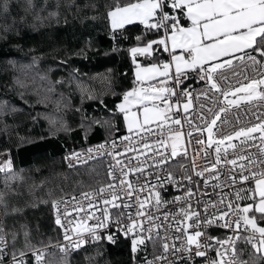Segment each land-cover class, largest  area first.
<instances>
[{
  "label": "snow or ice",
  "instance_id": "6c2138e0",
  "mask_svg": "<svg viewBox=\"0 0 264 264\" xmlns=\"http://www.w3.org/2000/svg\"><path fill=\"white\" fill-rule=\"evenodd\" d=\"M9 2L0 0V12H8ZM86 7L95 9L96 5ZM104 8L113 41L129 39L125 34L128 26H143L141 33L132 37L134 45L127 49L135 65V86L125 91L110 111L121 115L126 123L129 135L119 138L121 143L127 142L124 151L138 152L135 159L144 156L152 163L147 164L146 159L129 167L116 158L123 153L115 151L117 141L111 140L114 151L105 153L115 159V164L109 165L110 182L81 190L79 197L65 194L62 188L59 196L55 190L50 191V199L40 203L50 205L54 225L60 229L59 251L67 257L88 245L116 244L118 239H124L130 244L132 264H140L138 255L142 264H197L198 258L199 264H262L264 168L260 165H264V113H253L259 123L233 126V131L220 133L224 124L231 125L228 112L232 108L241 103L264 102V0H106ZM8 31L3 28L4 33ZM165 53L167 60L162 61ZM140 58L148 63H142ZM249 68L256 71L255 77L247 74ZM192 76L204 83L196 98L207 101L198 106L199 124L187 115L193 107L192 91L181 87ZM103 83L105 88L111 87L110 81ZM89 98L99 99L90 94ZM100 103L103 104L102 99ZM6 106V102H0V115L7 114ZM181 115L188 125L187 133ZM233 118L239 122V115ZM145 134L155 135L156 140L150 143ZM133 137L137 139L134 141ZM186 139L193 145L191 156ZM104 148L101 144L84 152L69 153L64 158L67 167L75 169L88 164L89 159L96 158L93 152ZM252 148L259 149V158L251 152ZM230 150L232 159H228ZM0 156L4 157L0 160V173L4 174L5 188L18 194L12 184L23 182L24 177L14 172L8 153L0 152ZM177 156L191 160L194 175L203 178L205 188L223 189L222 184L209 185L210 180H218L217 166L222 160L234 171L238 169V176L228 178L232 190L218 197L223 207L218 208L217 201L211 199H195L197 192L193 187L199 189V184L193 185L191 174L183 177L186 184H182L164 168ZM197 156L208 161L199 170L195 169ZM131 159L128 158L129 163ZM146 166L157 172H146ZM161 170L167 171L166 177L159 175ZM206 172L211 175L205 177ZM140 175L145 178L144 184L139 183ZM130 176H135V183ZM238 183L242 185L239 188ZM170 185L183 188V195L168 199L165 194ZM8 192L0 191L4 215H9L5 199ZM169 206L174 210H168ZM20 211L12 209L13 213ZM21 229L24 244L17 248L20 233H6L0 223V264L9 243L13 264H47L45 257L51 255L47 252L51 240L47 244L41 241L42 247H37L31 243L27 225H21ZM211 229H223L226 234L216 236ZM169 231L175 234L169 237ZM169 256L173 259L169 260Z\"/></svg>",
  "mask_w": 264,
  "mask_h": 264
},
{
  "label": "trees",
  "instance_id": "16d2710c",
  "mask_svg": "<svg viewBox=\"0 0 264 264\" xmlns=\"http://www.w3.org/2000/svg\"><path fill=\"white\" fill-rule=\"evenodd\" d=\"M105 3L10 0L8 12H0V102L7 105V114L0 115V150L12 152L14 172L24 177L23 182L12 184L18 193L14 194L5 188L4 174L0 175V191L8 192L5 218L8 232L20 233L17 248L24 244L21 225H27L31 243L37 247H42L41 241L60 239L50 205L40 203L50 199V191L59 196L62 188L69 196L77 195L109 181L104 161L69 169L65 156L127 133L122 116L110 110L135 86V65L127 49L143 26H128L129 39L113 41ZM91 4L96 8L86 7ZM105 81L111 82L110 88L104 87ZM89 94L99 99H90ZM13 208L21 211L13 213ZM48 253L47 264L132 262L130 244L124 239L116 244L102 242L67 257L56 250Z\"/></svg>",
  "mask_w": 264,
  "mask_h": 264
},
{
  "label": "built area",
  "instance_id": "2783aa9c",
  "mask_svg": "<svg viewBox=\"0 0 264 264\" xmlns=\"http://www.w3.org/2000/svg\"><path fill=\"white\" fill-rule=\"evenodd\" d=\"M259 66H257L258 68ZM238 71H240L241 69L238 68ZM250 77H255L256 76V71H254L253 69L249 68L248 69V73H247ZM242 78V77H241ZM246 82V81H245ZM236 86H239L238 84ZM181 87H187L189 91H192L193 94V107L191 109H189V113L187 114L195 123L199 124L200 121L198 119L197 114L201 111V109L198 107L200 104L202 103H207V101L201 97V98H196L198 93L204 88V83L202 81H198L197 79L194 78V76L186 79L184 81V84L181 85ZM209 95L211 96L212 93H209ZM176 98L173 97V100H175ZM260 105V106H257ZM211 106V105H210ZM216 107H219V105H217ZM253 113L256 114H261L264 113V102H258V101H254L252 103H241V105L238 108H232L229 112H228V119L231 121V125L229 124H224L222 126V130H221V135L227 134L231 131H233V126L235 127H241V126H247L250 123L251 124H255V123H259L260 121L256 119L255 115H253ZM234 115H239L240 119L239 122H237L233 117ZM261 119H264V115H261ZM181 120L182 123L184 124V132L187 133L188 129V125L187 123H184V116L181 115ZM218 126L220 124V122H217ZM153 127H155L153 125ZM129 135V133L127 132L124 135L121 136H115L109 139H105L99 143H96L94 145L88 146L84 149H81L79 151L76 152H84L86 149L88 148H96L101 144L105 145V148L103 150H101L100 152H93V156H95V159H89V162L92 161H96V160H102L105 162L107 170L109 172V165L110 164H115V159L112 156L106 155V152H113L114 150L111 148L110 146V141L111 140H116L117 144H118V148L115 149V151L117 152H121L123 153V155L116 157L118 159H121L125 162V164H128L129 167L135 166L138 163H141L143 161H145L147 159V164H151L152 160L148 159L144 156H141L139 160L135 159L134 157H136L138 155V152H125V148L127 147V142L121 143L119 138ZM193 135H197V133H193ZM206 136V133H205ZM134 141L137 139L136 137H133ZM145 139H147L150 143L154 142L156 140V136L155 135H147L145 134ZM236 142V141H235ZM256 143L259 144V141H257ZM185 144L186 147L188 148L189 151V156L192 155V151H193V145L187 143V139L185 140ZM261 147H264V145H261ZM137 148H139V144H137ZM0 152H4V153H8L9 154V158L12 160L13 162V169H15V162H14V158H13V154L10 150H0ZM251 152L253 154L256 155L257 158H259V149L258 148H252ZM240 153H236L235 155H239ZM152 153H148V157H151ZM129 157H133V159H131V163H129L128 158ZM233 158V154L231 153V150L229 152V156L228 159H232ZM4 159V157L0 156V160ZM158 159V157H157ZM238 163H241V161H238ZM183 165V167H181L180 165ZM208 164V161H206L204 158H202L201 156H197L196 160H195V169L199 170L200 168L206 166ZM67 165V162H66ZM83 166V165H82ZM80 167V166H78ZM193 163L191 162L190 159H186L184 156H177L175 159L171 160L169 164L164 165L165 169H168L170 171L173 172V175L181 181L182 184H186V181L183 180V177H185L186 175L191 174L192 175V180H193V185L195 184H199V189H197L196 187H193V191L197 192V196L195 199L201 200V201H208L209 199L213 200V201H217V207H223V205H221L218 201V197L223 193H228L230 192L232 189L228 187L229 184V176H238L239 172L238 169L237 170H233V166L228 165L226 163H224V161H221V164L217 166V172L219 173V178L218 180H210L209 181V185H214V184H222L224 185L223 189L221 190V188H215L213 189L211 186L205 188L204 187V181L203 178L200 177H196L194 175L193 172ZM260 167L264 168V165H260ZM117 171H119V168L117 167ZM146 172L148 173H153L155 174L157 172V169L152 168V167H147L146 166ZM247 174V173H245ZM0 175H3V173H0ZM139 175V174H136ZM159 175L161 177H166L167 176V171H159ZM210 173H205V177L210 176ZM151 179V177H149ZM130 180L133 181V183H135V176H130L129 177ZM110 182V177H109V181ZM107 182V183H108ZM106 183V184H107ZM139 183L140 184H144L145 183V178L143 175L139 176ZM242 185H240L239 183L236 185L237 188L241 187ZM168 187V191L165 194L166 197L168 199H171L173 196H177V195H183V188L181 189H177V187L175 185H170L167 186ZM94 188V187H93ZM77 197H79V194L76 195ZM193 203L195 204V200L193 201ZM69 207H71V205H69ZM176 207H179V205H177ZM168 210H174L172 208V206H169ZM211 210V209H210ZM73 215H75V213H73ZM0 223H3V226L5 228V232L8 233V229H7V223H6V218L4 215V210L3 207H0ZM211 233L213 235L216 236H224L226 234V230L223 229H211L210 230ZM175 233L169 231L168 232V236L171 237L172 235H174ZM10 240V237H9ZM52 246H49L47 248V252L50 250H56L59 251V246L57 244V241L54 243H51ZM93 245H88L85 246V248L91 247ZM84 248V249H85ZM83 250V249H81ZM80 250V251H81ZM7 252V255H5L4 257V261L3 264H13L12 261V246L11 243H9V247L5 250ZM151 251V249H150ZM60 252V251H59ZM79 252V251H78ZM61 253V252H60ZM77 252H72L69 255L75 254ZM63 254V253H61ZM210 255H212V253H209ZM25 259H28L27 257ZM173 257L169 256V260H172ZM138 261H140V264H142V260L141 258L137 259ZM128 264H132V262L128 263ZM197 264H199V258L197 260Z\"/></svg>",
  "mask_w": 264,
  "mask_h": 264
},
{
  "label": "crops",
  "instance_id": "0c3cea01",
  "mask_svg": "<svg viewBox=\"0 0 264 264\" xmlns=\"http://www.w3.org/2000/svg\"><path fill=\"white\" fill-rule=\"evenodd\" d=\"M162 61H166L167 60V54L165 53L163 56H161L160 58ZM125 126H126V123H125ZM127 130V128H126Z\"/></svg>",
  "mask_w": 264,
  "mask_h": 264
},
{
  "label": "rangeland",
  "instance_id": "374dc122",
  "mask_svg": "<svg viewBox=\"0 0 264 264\" xmlns=\"http://www.w3.org/2000/svg\"><path fill=\"white\" fill-rule=\"evenodd\" d=\"M238 87V86H237ZM230 98H234V97H230ZM233 142H235V141H233Z\"/></svg>",
  "mask_w": 264,
  "mask_h": 264
}]
</instances>
